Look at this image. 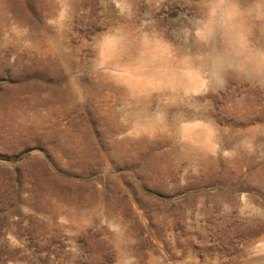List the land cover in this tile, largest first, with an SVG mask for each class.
Here are the masks:
<instances>
[{
  "label": "rangeland",
  "instance_id": "obj_1",
  "mask_svg": "<svg viewBox=\"0 0 264 264\" xmlns=\"http://www.w3.org/2000/svg\"><path fill=\"white\" fill-rule=\"evenodd\" d=\"M0 264H264V0H0Z\"/></svg>",
  "mask_w": 264,
  "mask_h": 264
}]
</instances>
